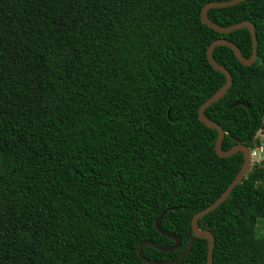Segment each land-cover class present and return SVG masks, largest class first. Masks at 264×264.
Segmentation results:
<instances>
[{"label": "trees", "instance_id": "1", "mask_svg": "<svg viewBox=\"0 0 264 264\" xmlns=\"http://www.w3.org/2000/svg\"><path fill=\"white\" fill-rule=\"evenodd\" d=\"M232 0H0V264H147L178 259L192 220L244 165L220 158L200 107L226 83L207 52L219 39L253 53L248 29L201 19ZM221 27L250 22L254 65L217 47L233 84L206 117L223 150H251L264 129V0L211 9ZM242 103V104H240ZM213 264H264V164L198 222ZM195 238L177 264H207Z\"/></svg>", "mask_w": 264, "mask_h": 264}, {"label": "water", "instance_id": "2", "mask_svg": "<svg viewBox=\"0 0 264 264\" xmlns=\"http://www.w3.org/2000/svg\"><path fill=\"white\" fill-rule=\"evenodd\" d=\"M246 0H232V1H228V2H211L208 3L207 5H205V7L202 9L201 12V19L203 24L207 25L210 29L221 33V34H230L232 32L241 30V29H248L251 33L252 36V43H253V53L252 56L249 59H245L243 57V55L240 52V49L232 42L226 40V39H219L217 41H215L210 48L208 49L207 52V58L208 61L210 63V65L218 72L222 73L225 75L226 77V83L224 84V86L216 93L214 94L209 100H207L199 109V119L200 121L207 127L210 129H214L218 131V139H217V143H216V153L220 158H230L233 155L237 154V153H242L244 156V165L241 169V171L239 172V174L236 176L235 180L230 184V186L227 188V190L225 191V193L216 201L214 202L210 207H208L207 209L201 211L200 213H198L192 220V230H193V235L192 238L190 239V242L188 244V247L186 248L185 252L182 254L181 257H179L178 259H175L173 261H169V262H155L152 260H149L147 258L144 257L143 254V249L145 246H152L157 250L163 251V252H171V251H175L177 249L180 248L181 246V240L179 237L172 235V234H168L164 231H162L159 228V222L161 220V218L157 221V228L166 236H168L169 238L173 239L175 241V245L172 247H162L159 246L153 242H149V241H145L143 243L140 244L139 248H138V256L140 258V260L144 263L147 264H177L179 262L184 261L188 255L190 254L192 247H193V243L195 238H200V239H206L208 241V255H207V264H213V258H214V249H215V239L214 236L208 232V231H202L200 230L199 226H198V222L203 219L205 216L209 215L211 212L215 211L222 203H224L229 196L231 195L232 191L236 188L237 185H239L241 183V181L244 179V177L246 176L247 172L251 169V160H250V149L248 147H246L244 144H238L236 146H234L231 150L229 151H224L223 150V142L225 139V132L222 129V127L212 121H210L206 115L205 112L208 108H210L213 104L219 102L221 99H223L225 97V95L227 94V92L229 91V89L232 87L233 84V79L231 74L229 73V71L227 69H225L224 67L220 66L213 57V53L215 51V49L217 47L220 46H226L229 47L230 49H232V51L234 52L236 58L245 66H252L255 64V62L257 61V57H258V39L256 36V31L254 26L248 22H242L236 25H232L229 27H221L218 26L216 24H214L208 17V13L211 9H227L230 7H234L237 6L243 2H245ZM242 104V103H240Z\"/></svg>", "mask_w": 264, "mask_h": 264}, {"label": "built area", "instance_id": "3", "mask_svg": "<svg viewBox=\"0 0 264 264\" xmlns=\"http://www.w3.org/2000/svg\"><path fill=\"white\" fill-rule=\"evenodd\" d=\"M251 168L264 164V142L259 141V145L250 151Z\"/></svg>", "mask_w": 264, "mask_h": 264}, {"label": "rangeland", "instance_id": "4", "mask_svg": "<svg viewBox=\"0 0 264 264\" xmlns=\"http://www.w3.org/2000/svg\"><path fill=\"white\" fill-rule=\"evenodd\" d=\"M256 140L264 142V129L258 134Z\"/></svg>", "mask_w": 264, "mask_h": 264}]
</instances>
